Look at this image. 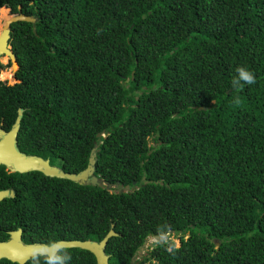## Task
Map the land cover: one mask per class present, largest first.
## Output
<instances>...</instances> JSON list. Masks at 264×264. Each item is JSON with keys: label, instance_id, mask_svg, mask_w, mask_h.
<instances>
[{"label": "trees", "instance_id": "1", "mask_svg": "<svg viewBox=\"0 0 264 264\" xmlns=\"http://www.w3.org/2000/svg\"><path fill=\"white\" fill-rule=\"evenodd\" d=\"M8 8L36 20L11 23L0 127L21 108L20 150L78 172L94 149L116 187L0 164V229L49 243L113 228L110 264H264V0H0V33ZM237 67L256 83L234 88ZM162 232L179 244L137 258Z\"/></svg>", "mask_w": 264, "mask_h": 264}, {"label": "water", "instance_id": "2", "mask_svg": "<svg viewBox=\"0 0 264 264\" xmlns=\"http://www.w3.org/2000/svg\"><path fill=\"white\" fill-rule=\"evenodd\" d=\"M18 20H25L34 22L36 17L26 14L24 12L11 13L5 20L1 34H0V55L8 54L15 60V54L9 44L11 23ZM16 62V61H15ZM22 110L18 108V114L12 126L8 130L0 129V164H5L11 170L25 172L29 170H38L48 176H55L61 178H68L79 183H91L110 188L115 183L101 182L96 174L95 168V150L92 149L89 160L85 168L78 172L65 171L57 164H51L48 158L36 154H27L17 149L16 138L20 126ZM100 135V133H98ZM9 194H13L8 188H0V200ZM10 238L0 240V258H7L11 261L24 264L37 247L43 246L45 242H27L21 240V228L10 231ZM116 234L113 228H110L107 233L100 240L93 239H58L55 241L62 242L65 247H80L90 250L95 258L97 264H110L108 261L109 254L105 252V246L110 236ZM160 241H163L161 234L155 235Z\"/></svg>", "mask_w": 264, "mask_h": 264}, {"label": "clouds", "instance_id": "3", "mask_svg": "<svg viewBox=\"0 0 264 264\" xmlns=\"http://www.w3.org/2000/svg\"><path fill=\"white\" fill-rule=\"evenodd\" d=\"M236 77L232 80L234 88H238L241 84L252 85L256 83V77L253 72L245 67H237ZM236 102L239 100L237 98ZM161 238L168 243V236L161 233ZM71 255L65 248L62 242L51 241L43 246L37 247L33 250L31 261L32 264H69Z\"/></svg>", "mask_w": 264, "mask_h": 264}, {"label": "rangeland", "instance_id": "4", "mask_svg": "<svg viewBox=\"0 0 264 264\" xmlns=\"http://www.w3.org/2000/svg\"><path fill=\"white\" fill-rule=\"evenodd\" d=\"M7 13H9V15L11 14L9 8H8ZM16 68H17V63L15 62L12 56L8 54H4L0 56V79L1 80H5L9 83L15 81L16 79L14 78V71L16 70ZM8 75H12V78ZM149 143H152L151 139L149 140ZM115 187L116 185L110 188H115ZM166 236L173 239L176 245L179 244V239L173 234H166ZM155 240H156L155 236H151V235L148 236L143 246L138 250L136 257L140 259L142 255L146 254L147 246L153 244L152 242H154ZM143 264H150V263L147 261V262H144Z\"/></svg>", "mask_w": 264, "mask_h": 264}, {"label": "flooded vegetation", "instance_id": "5", "mask_svg": "<svg viewBox=\"0 0 264 264\" xmlns=\"http://www.w3.org/2000/svg\"><path fill=\"white\" fill-rule=\"evenodd\" d=\"M1 56V55H0ZM8 76H10L11 78H12V75H8ZM0 129H3V130H8V129H4V128H2V127H0ZM16 147H17V149L18 150H20V148H19V146L17 145V143H16ZM20 151H22V150H20ZM23 152V151H22ZM49 162H50V160H49ZM51 163V162H50ZM52 164V163H51ZM2 165H4L3 166V170H5L7 173H10V172H15L14 170H11L9 167H7L5 164H2ZM29 171H31V170H29ZM19 172V171H18ZM25 172H27V171H25ZM10 191H13V189L12 188H8ZM7 196H12V194H9V195H7ZM6 196V197H7ZM5 198V197H4ZM2 200V199H1ZM18 228V227H17ZM17 228H3V229H0V240H6V239H9L10 238V236H11V234H10V231L11 230H13V229H17ZM21 228V227H20ZM5 234H7V236L6 237H4L5 236ZM21 240L24 242V243H27V241H25L24 240V238H23V229L21 228ZM32 257V256H31ZM30 257V258H31ZM1 259V258H0ZM27 261V260H26Z\"/></svg>", "mask_w": 264, "mask_h": 264}, {"label": "bare ground", "instance_id": "6", "mask_svg": "<svg viewBox=\"0 0 264 264\" xmlns=\"http://www.w3.org/2000/svg\"><path fill=\"white\" fill-rule=\"evenodd\" d=\"M8 18V17H7ZM7 18H5V20L7 19ZM1 34V33H0Z\"/></svg>", "mask_w": 264, "mask_h": 264}, {"label": "built area", "instance_id": "7", "mask_svg": "<svg viewBox=\"0 0 264 264\" xmlns=\"http://www.w3.org/2000/svg\"><path fill=\"white\" fill-rule=\"evenodd\" d=\"M157 239V238H156Z\"/></svg>", "mask_w": 264, "mask_h": 264}]
</instances>
